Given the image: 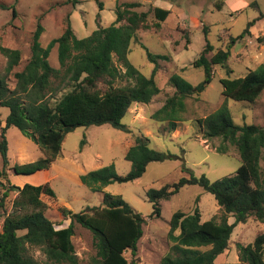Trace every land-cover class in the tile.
<instances>
[{"label": "trees", "instance_id": "1", "mask_svg": "<svg viewBox=\"0 0 264 264\" xmlns=\"http://www.w3.org/2000/svg\"><path fill=\"white\" fill-rule=\"evenodd\" d=\"M76 2L72 0L73 5ZM97 2L102 8V2ZM140 5L139 1L115 2L114 21L105 27L99 24L82 38L75 35L68 15L61 34L50 39L46 45H41L39 41L44 27L37 22L29 44L30 56L21 69L13 72L12 87L8 77L12 69L19 66L21 52L0 44V52L7 58L5 73L0 76V107L5 106L9 110L5 124H0V216L3 215L0 264H41L26 252V244L38 246L51 262L76 264L77 257L71 240L75 223L92 234L94 264H139L136 257L138 240L143 234L146 217L121 195L105 192L104 187L113 182L132 181L140 177L151 161H183L182 155L152 149L148 137L137 135L124 154V158L130 162L126 174L119 175L111 162L79 175L82 185L102 193L100 204L87 205L77 212L61 207L62 216L58 224L66 219L69 222L60 228H56L54 220L47 215V205L41 199V194L55 197L49 183L26 182L19 186L12 183L7 174H33L47 169L59 156L65 135L77 126L107 123L114 128L128 130L121 123V118L130 105L134 102L148 103L161 91L155 81L157 60H165L169 58L168 55L152 53L144 47L148 60L154 63L150 76H146L129 61L127 54L136 33L140 30H160L170 10L159 6L138 10ZM0 8L11 9L13 17L17 15L14 4L0 3ZM263 17L264 14H260L249 21L240 37L249 33V26L255 20ZM203 31L206 35V26H203ZM256 40L264 48V34L258 35ZM234 42L235 38L231 37L228 46ZM54 45H57L58 67L52 66L48 60ZM211 51L213 46L206 39L198 57L191 63L204 71L199 83L193 85L177 73L167 78L166 83L174 88V92L150 115L156 121L166 122L162 131L170 133L179 122L186 120L183 116L186 98L199 95L205 89L213 78L214 66H226L229 48ZM226 72H231V69L226 67ZM120 77L132 82L113 85ZM55 80L60 84L63 82L66 90L52 105L48 98H53L60 91V87L53 85ZM219 81L225 100L217 109L193 121L203 139L220 140L214 146L216 152L225 154L229 146H233L241 164L233 174L211 181L205 174L194 175L182 163L184 175L177 181L146 189V198L152 206L150 217H159L160 202L190 184H197L211 193L224 213L220 221H202L197 207L191 213L173 212L167 233L172 243L171 252L162 256L159 264H264V230L257 232L251 243L236 244L237 262L215 261L228 248L237 223L251 217L264 222V127L235 123L226 103L227 98L254 102L259 97L264 90V62L241 77H221ZM98 82L104 83L105 89L98 88ZM9 126L17 127L24 136L34 140L41 157L9 166L5 137ZM12 191H16L13 199L9 198ZM7 204H11L12 211L8 212ZM228 216L233 217V222L228 223ZM126 252L130 253V258L125 255Z\"/></svg>", "mask_w": 264, "mask_h": 264}, {"label": "rangeland", "instance_id": "2", "mask_svg": "<svg viewBox=\"0 0 264 264\" xmlns=\"http://www.w3.org/2000/svg\"><path fill=\"white\" fill-rule=\"evenodd\" d=\"M0 0L3 4H14L17 15L12 16L11 9L0 8V44L17 48L21 52V62L9 74V85H14L13 72L21 69L30 56V40L37 22H40L44 31L39 41L41 45L61 34L69 15L70 25L78 38L85 37L99 24L109 26L115 19L113 7L115 2L139 1L138 10H148L154 5L164 6L170 10L158 31L153 29L138 31L136 38H132L127 57L129 61L144 75L150 76L154 63L149 61L144 47L152 53L166 54L169 58L157 60L155 81L161 87L148 103L134 102L121 118V123L128 130H121L105 123L101 125L77 126L69 131L61 144V152L57 159L47 168L50 177L49 185L55 197L41 194V199L47 205L46 213L54 220L55 227L60 228L69 222L61 221V207L77 212L87 205H99L102 193L91 191L79 181V175L97 169L109 163L114 164L115 171L124 175L129 171L130 162L124 158L127 148L133 144L137 135L149 138V147L155 150L182 155L181 159H166L151 161L147 164L144 173L126 182H113L104 187L105 192L119 194L136 211L146 217L143 225V234L138 240L137 259L139 264H159L160 259L171 252V241L167 238L169 219L173 212L179 210L191 213L197 207L200 219H215L220 221L224 215L214 196L197 184L185 185L167 200L160 202V216L150 217L151 203L147 200L145 191L149 187L172 183L184 175L182 163L196 176L205 174L211 181L233 174L241 164L236 149L229 146L223 154L216 152L218 138L203 139L197 133L194 119L202 118L217 109L225 100L222 94L221 77H241L249 69L256 68L264 62L263 45L257 42L256 37L264 34V17L254 21L249 26V33H243L247 23L260 14H264V0ZM206 26V35L203 31ZM235 42L229 45L230 38ZM213 46L214 52L218 48L228 49L229 56L226 66H214V75L211 82L199 95L186 98V110L183 113L185 121L179 122L176 129L170 133L162 131L166 122H160L150 117L151 113L162 105L165 98L174 92V88L166 83L167 78L177 73L191 84L199 83L204 77L201 67L192 66V61L198 57L204 44ZM48 60L54 67H58L57 45L50 51ZM7 58L0 52V76L5 73ZM121 71L124 68L117 63ZM226 67L231 72H226ZM131 80L124 77L114 81L115 86L126 85ZM54 86L60 91L48 98L53 105L66 90L58 80ZM97 87L105 89L106 85L98 82ZM227 108L233 121L237 124H257L264 127V90L254 102L226 100ZM9 110L0 107V124H5ZM8 164H23L37 160L41 152L34 140L23 135L15 126L6 129ZM83 141V143H82ZM2 161L0 158V167ZM44 170L33 174H13L8 172L7 177L16 185L44 183ZM2 185L0 183V190ZM16 191H12L9 198L13 199ZM198 199V200H197ZM8 212L12 211L11 204H7ZM2 213V210H1ZM228 223L233 217H227ZM3 215L0 216V231ZM264 230V222L248 218L245 222L237 223L231 233L228 248L216 258V262H237L238 251L236 244L251 243L257 232ZM22 233V231H20ZM76 264H94L95 255L91 232L74 224V234L71 237ZM27 253L41 264H69L54 263L47 259L38 246L28 245ZM125 255L130 258L129 252Z\"/></svg>", "mask_w": 264, "mask_h": 264}, {"label": "crops", "instance_id": "3", "mask_svg": "<svg viewBox=\"0 0 264 264\" xmlns=\"http://www.w3.org/2000/svg\"><path fill=\"white\" fill-rule=\"evenodd\" d=\"M154 6H158V5H154ZM159 7H161V6H159ZM162 8L168 9V8H166V7H164V6H162ZM42 170H44V173H45L43 180H44L45 182H49V179H50L51 176H49L47 169H42ZM39 171H40V170H39ZM37 172H38V171H37ZM67 224H68V223H66V224H64V225L61 224V225H62L61 227H64V226H66Z\"/></svg>", "mask_w": 264, "mask_h": 264}]
</instances>
